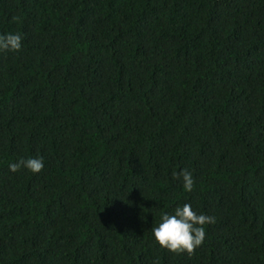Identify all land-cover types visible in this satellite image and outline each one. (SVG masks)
I'll return each mask as SVG.
<instances>
[{"label": "trees", "instance_id": "trees-1", "mask_svg": "<svg viewBox=\"0 0 264 264\" xmlns=\"http://www.w3.org/2000/svg\"><path fill=\"white\" fill-rule=\"evenodd\" d=\"M6 33L0 264H264V0H0ZM185 203L215 223L172 253Z\"/></svg>", "mask_w": 264, "mask_h": 264}, {"label": "clouds", "instance_id": "clouds-1", "mask_svg": "<svg viewBox=\"0 0 264 264\" xmlns=\"http://www.w3.org/2000/svg\"><path fill=\"white\" fill-rule=\"evenodd\" d=\"M23 46V37L20 33L0 34V51L19 52ZM21 168L33 174L41 172L44 168L42 157L22 158L9 165V170L16 172ZM174 179L182 182L183 189L191 192L195 181L188 169L173 173ZM215 223V217L204 213H197L192 205L185 203L175 207L174 212L162 213L159 222L151 228L155 243L162 249L172 253L191 254L199 248L206 237V226Z\"/></svg>", "mask_w": 264, "mask_h": 264}]
</instances>
